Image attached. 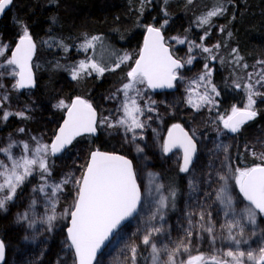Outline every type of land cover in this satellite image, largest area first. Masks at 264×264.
Returning <instances> with one entry per match:
<instances>
[{
  "label": "rangeland",
  "instance_id": "rangeland-1",
  "mask_svg": "<svg viewBox=\"0 0 264 264\" xmlns=\"http://www.w3.org/2000/svg\"><path fill=\"white\" fill-rule=\"evenodd\" d=\"M25 29H27L30 36L28 28L21 24L16 27V34L18 37L23 36ZM205 35L206 34H202L197 40L193 41H188L186 38L178 35L169 36V39L166 40V44L172 49L173 55L179 59L183 65L181 69L177 70V79L175 80L176 96H152L145 84H137L136 88L139 92L130 91L129 97H135L137 105L142 110V114L137 115L140 122L143 124V127L135 129L134 132L127 131L126 126L119 125L118 123L120 119H125L123 112V104L125 102V96L122 91L123 85H121L122 87L120 91L116 90L115 93H111L107 98H102L98 102L96 100L97 97H95L97 91L94 92L92 86H90L88 90H81L76 93H84L90 97V100H96L102 114L99 123L101 131L103 133H111V139L115 135L118 139L116 144L119 145L121 149H124L133 159L135 162L134 170L136 173V179L141 189V204L138 213L115 234L112 242L107 247L108 250L106 254L108 259H106V261L108 264H127L125 257L131 254L130 249L132 248L129 239L134 236L139 241L135 246L136 249L139 244L145 248L148 247L151 258V249L149 246L142 243V239L145 234L152 232L153 228L160 229L159 233L153 232L151 236L152 241L157 244L158 248H163L167 245L169 250H174L180 241H183L184 244L188 246L189 250L187 252L181 248L179 254L176 256L177 264L187 261L189 256L201 254L202 248H200V246L204 248L206 247V251L208 250V252L205 253L206 256L216 254L222 257L223 253L229 249L235 250V245L230 244L226 238L227 223L232 220L239 221L240 226H243L244 228L243 239L247 240V243H241L240 250L245 252L249 250L258 252L260 247H264V226L258 215H256V223L254 225L249 223L246 209L250 207V205L246 203L241 195L239 186L235 182L237 172L233 171L231 166L232 156L235 149L248 153L258 165H264V159H262V154H264V121L263 124H259L245 140L239 141L238 134L243 128L241 127L238 132L231 134V132L223 127V121L220 115L214 114L216 96L210 89V81L213 77V67L210 64L215 63V61L213 57H210L206 62L200 63V59L203 54L209 56L212 51L217 49V40L215 39V36L208 37ZM98 38L99 39L92 41L93 47L87 48V50L82 46L85 44L86 40H92V38H87L81 42V44H78L79 50L81 52L86 51L88 54L83 58H75L76 61L74 65L68 62H60L58 59L47 61L46 64H48L49 68L57 70L68 69L70 66H73L67 72L68 75L64 73L60 74L61 78L64 81L69 82L71 85H76L77 83H85L86 85L87 83L88 85L96 84L97 82L104 80L103 78H108L107 71H112L114 72L113 76L116 80L111 82L110 85L113 86L110 87V90L111 92H114V85H117V87L120 85L118 79H127V74L130 71L129 66L134 62V59L137 58L138 54H136V52H138L139 48L135 45L134 48H127V50L121 51L124 50V48H121L120 46V48L116 50V46L123 45V42L119 37L103 34L99 35ZM115 38L118 40L117 42L113 41ZM180 41H183V43ZM57 46L62 50L68 48L67 44L61 40H57ZM204 47L209 48L210 52H204ZM0 48L4 50V55L0 56V64L5 65V67L0 68L1 75L8 70L6 61L7 59H10V51L7 52L6 43L3 42L0 43ZM129 50L133 52H130ZM35 51L37 53L35 52L34 55L33 68L36 76H43L45 75L46 68L45 60L41 57L45 53L48 54V44L41 42V45L35 48ZM125 57H127V59H124ZM188 60H191V63H188ZM81 61L86 64L97 63L101 67H105L109 70H106L103 74H99L89 69L87 72L81 73L77 79H73L72 72L79 67ZM258 61H264V57L253 62L250 65V69L246 71L245 74H241L239 77L233 79L234 83L232 88L236 89L240 94L238 96V101L241 107L235 105L234 107L237 109L243 110L248 103L246 85L251 84L254 91H259L261 93V95L253 97L255 100V104L253 105L254 110L257 101L264 99V83H256L260 80V76L256 75V73L264 74V63H258ZM117 63H119V67H115ZM205 65H207V68ZM120 67L125 68V71L127 69L129 70L126 71L125 77L124 70H121L119 73ZM209 71L211 72L210 76L207 74ZM249 74H252L251 79H249ZM202 76L204 77L203 80L200 79ZM14 85L12 87L13 89L9 92L16 90ZM237 85H239V87H237ZM38 89L39 87L36 88V90ZM34 91L30 93L33 95L38 93H34ZM107 92L109 91L106 90L105 94ZM205 94H207L211 102L201 100V97L205 96ZM41 99H37V103ZM108 100L110 102L112 101L113 106L115 107L112 108L110 105V109L107 110L106 107L109 106V104L106 105V101ZM189 100H191L192 103H189ZM61 101H63L64 104L66 103L67 100L65 96L57 97L56 101H54L53 107L50 106V110L60 111L62 107H59L58 105H60ZM18 103H20L19 100ZM37 103L36 101L28 102L25 105L24 110L21 108L19 111L12 110L14 111L13 114L15 113L16 115L17 124H26L29 121H37L38 118L34 111V106H36ZM128 103L130 104V100ZM193 105H198L199 107H194ZM11 108H18L17 104H11L7 98H1L0 96L1 113L9 114ZM149 109H151V111H149ZM19 113H23V116L19 115ZM231 115L232 110L224 117V119H227ZM102 121H104V123H102ZM166 121L183 122L198 147L197 155L191 167L186 172L181 171L183 174L182 177L184 178V184L180 198H176L175 195L173 197L168 183L159 175L157 176L154 174L152 176L153 180L156 181V187L148 186L145 183L146 177H149V170L146 171V165L140 160V158H143V154L138 151L140 147L153 145L157 150V153L163 158L160 141L163 138ZM19 127H23V125H20ZM19 127H17V129ZM50 130L51 128L48 125L45 126L39 135L34 137L35 142H33V144H28L30 150L28 152L29 156L31 155V150H34L38 143L49 146L48 154L46 156L47 164L49 159L53 157L50 149L51 139H53L51 135L53 134H51ZM113 131H117V133L113 135ZM133 137L135 138L133 139ZM10 144L15 145V147L11 149L13 157L19 158L25 154L23 150V145L26 144L25 141L23 142L22 140L17 139V137H14V140L11 141ZM8 146L9 144L5 148ZM109 148L112 147L109 146ZM66 151L67 152H65L64 155H66L67 161L71 162L69 163L70 174H66L67 170H65L60 176L64 175L63 180L67 179L69 181L67 185L71 186L72 193L64 208L58 207L55 209V219L52 221L54 233H62L68 225L69 216L64 213L66 209H70L74 204L75 193L77 190V185L74 182L81 179L87 165L86 164L85 167H83V162L81 161V158L84 160V157L86 158L87 156L84 154V151L69 152L68 149ZM68 155H70V158ZM0 158L4 160L5 164L11 167L10 161L3 152H0ZM178 158L179 156L175 154L172 157V161L165 160V163H167V166L171 170H174L177 167L181 170V167L176 162L180 160H178ZM242 169L245 168H241V170ZM35 170H39L38 166L34 169L33 174L28 176L23 183L25 188L24 197L28 199L36 197L41 200L45 205V209L50 211L46 214L48 217L53 215L50 203L51 200L45 193V189L49 186H45L43 192L39 191V189L42 185H51V179L50 176H46L45 179H42L41 175L38 178L35 177ZM221 176L226 177V181L221 180ZM0 180L2 181V178H0ZM21 185L19 187H21ZM19 187L17 188V191ZM222 187L226 188V192L223 194L222 199L227 196H230L232 199L231 209L226 208L224 203H222V200L217 199V195L220 193ZM235 188H237L241 198L238 196ZM34 189L36 190L34 191ZM58 193L61 194L62 191ZM161 197L165 198L166 207L160 208L159 201ZM16 198L17 192L13 200L6 202V206L10 205V202L14 201ZM226 212L228 213L227 216L225 215ZM201 215H203V219H201ZM161 216L163 217L162 219ZM180 223H182V225ZM175 227L179 231L177 236L172 234ZM207 227L213 228L211 235L204 230ZM238 230V228H235L233 229V232L235 233ZM189 231L191 232V236L188 235ZM250 231L259 234L260 237L258 238L260 239V242H256L255 235L249 233ZM218 234L224 241L217 239L213 243L214 236ZM237 238L239 239L240 237ZM63 240L67 241L66 235H64ZM166 259L167 252H162L161 260ZM130 264H132V261ZM150 264H152V258Z\"/></svg>",
  "mask_w": 264,
  "mask_h": 264
},
{
  "label": "trees",
  "instance_id": "trees-1",
  "mask_svg": "<svg viewBox=\"0 0 264 264\" xmlns=\"http://www.w3.org/2000/svg\"><path fill=\"white\" fill-rule=\"evenodd\" d=\"M216 7H222L225 11L211 18L210 24L201 25L199 18ZM21 24L28 28L36 48L41 45V42L48 44V54L45 53L41 57L45 60L46 72L43 76L37 74L36 88L39 87V89H35L34 93L38 92L35 95L9 92L15 81L12 75L7 74L11 70L10 66H7L6 73L0 75L1 98L6 97L10 103H16L18 107L9 110L7 120L3 119L4 113L0 111V149L10 144L14 137L25 141L27 145L33 144L34 137L39 135L40 130L50 125L48 117L52 120L57 119L58 116L61 117L60 112L50 110V102L56 101L57 97L65 96L68 101L74 94L92 103L88 95L76 93L88 90L92 86L93 91H97L95 97L98 98L106 90H110L113 86L110 85L111 82L116 80L112 71H107L108 78H103L104 80L96 84L71 85L64 81L60 74L68 75L67 72L73 66L57 70L49 68L46 64L47 61L58 59L60 62L74 65L75 58H83L88 54L86 51L81 52L78 48V44L87 38L103 34L114 35L123 42V45L116 46L115 49L118 50L120 46H124V50H127V48H134L135 45L140 46L141 35L150 25L161 29L165 41L172 35L184 37L188 41L197 40L200 34H206L205 36L208 37L215 36L219 47L209 56L203 54L200 63L206 62L210 57L214 58L215 63L210 64L213 67L210 89L216 88L214 114L220 115L221 118L227 116L235 105L241 107L238 101L240 94L232 88L233 79L245 74L253 62L264 57V0H192V3L188 0H14L11 9L0 20V43H6L7 52L18 38L16 27ZM57 40L65 42L68 48L66 50L59 48ZM113 41L118 40L115 38ZM237 57L241 59L237 60ZM244 65L247 67L245 68ZM217 92L219 95L216 94ZM176 93L175 91L173 94L162 96H176ZM37 99L41 100L37 103ZM35 101L37 105L34 106V111L37 121L17 124L16 115L12 110L19 111L20 108L24 110L28 102ZM255 110L258 115L252 122L242 127L243 130L238 134L239 141L245 140L259 124H263L264 99L257 101ZM170 123L172 122L168 121L165 128ZM20 125L23 127H19ZM87 138H83L81 145L93 149ZM109 145L112 147L110 149L127 155L123 150H119L120 147L116 141ZM81 148V151L85 150ZM235 150L231 162L233 171L258 165L248 153ZM71 151H74V147L69 149V152ZM138 151L143 154L140 160L146 165V171L149 170V177H146L145 183L156 187V181L152 176L159 175L168 183L171 191H174L176 198H180L184 178L179 167L171 170L165 163V160L170 161V159H163L153 145L140 147ZM69 163L71 162L67 161L66 155L49 159L47 165L51 172V185L63 184L64 175L60 176V174L65 170H67L66 174H70ZM86 163L85 161L83 167ZM34 175L38 178L41 172L35 170ZM62 187V193H57L55 197L51 196L50 186L45 189L47 197L55 202V209L64 208L72 193L71 186L67 183ZM235 190L237 191V188ZM24 194L23 184L17 191V198L4 209H0V239L5 245L2 264H75L68 241L63 240L66 235L65 230L62 233H54L53 222H49L46 215L50 211L45 209V205L38 198L28 199L24 197ZM237 194L240 196L238 191ZM25 214L27 219L22 218ZM257 215L264 226V219L260 214L257 213ZM178 232L175 227L172 234L177 236ZM249 233L255 235L256 242H260L257 232ZM214 238L224 241L219 234ZM129 243L135 247L139 241L134 236L129 239ZM107 247L95 264H108ZM200 248H202L201 254L208 252L206 247L200 246ZM125 258L126 263L130 264L131 254ZM150 261L148 247L145 248L139 244L136 264H150Z\"/></svg>",
  "mask_w": 264,
  "mask_h": 264
},
{
  "label": "snow or ice",
  "instance_id": "snow-or-ice-1",
  "mask_svg": "<svg viewBox=\"0 0 264 264\" xmlns=\"http://www.w3.org/2000/svg\"><path fill=\"white\" fill-rule=\"evenodd\" d=\"M188 2L192 3V0H188ZM11 4L12 0H0V14H3L5 9ZM224 11L225 9L222 7L213 8L206 15L200 17L199 22L201 25H208L211 18L221 15ZM148 33L149 36L145 40L139 59L135 61V67L127 74L129 82L125 83L122 89L125 96L123 104L125 119H120L118 123L119 125L126 126L127 131L132 132L135 129L143 127L137 115L142 114V110L137 105L135 97H129V92L136 91L138 93L137 84H146L148 88L152 89L172 88L174 86L173 81L177 79V70L183 67L181 62L174 59L164 46L163 37L159 29L149 27ZM97 39L99 38L93 37L92 40H86L82 47L85 50L93 47L92 41ZM180 42L183 43V41ZM216 47H219V45H216ZM34 50L35 44L32 42L27 29H25L15 51L11 53V58L6 61L7 65L11 66V70L7 74L18 78L14 85L17 89L34 86L30 64ZM203 51L210 52V49L204 47ZM2 55H4V50L0 48V56ZM124 59H127V57ZM239 59L241 58L237 57V60ZM188 63H191V60H188ZM258 63H264V61H258ZM3 67L5 65L0 64V68ZM115 67H119V63ZM205 67L207 68V65ZM244 67L246 68L247 65H244ZM89 69L99 74H103L106 70H109L97 63L86 64L81 61L79 67L73 70L72 78L77 79L81 73L87 72ZM207 74L210 76L211 72L209 71ZM251 75L249 74V79H251ZM256 75L260 76V80L256 83H264V74L256 73ZM200 79L203 80L204 77L202 76ZM246 89L248 103L245 108L240 110L234 107L231 116L227 119L221 118L223 127L229 132H238L243 123L255 118L257 115L253 109V105L255 104L253 97L261 95V93L254 91L251 84L246 85ZM212 92H216L215 87L212 88ZM216 94L219 95L218 92ZM129 100L130 104L128 103ZM201 100L211 102L207 94L201 97ZM189 103H192V101L189 100ZM58 106L67 109V119H65L55 140L50 145L52 155L60 152L66 145L71 144L75 137L84 133L94 134L97 124L96 112L92 108V105L79 97L70 106L65 105L63 101ZM193 106L199 107L198 105ZM8 115V113H5L3 119L7 120ZM19 115L23 116V113H19ZM174 128L179 129L180 135L174 136L170 131L169 139L164 144V151L168 152L172 147L176 146L183 148L184 165L181 171L186 172L196 146L179 125H174ZM13 147H15L14 144H9L7 148L0 149V152H3L11 163V167H9L0 160V178H2V181H0V209L5 208L6 202L13 200L17 188L24 183L28 176L33 174L37 166L41 172L42 179L51 175L46 162L48 145L38 143L37 147L31 150V155L29 156V146L25 144L23 145L25 154L19 158L13 157L11 153ZM262 159H264V154H262ZM236 172L235 182L239 186L243 197L250 205L246 209L247 219L249 223L254 225L256 223L257 211L260 214H264V165H256L242 170L237 169ZM221 180L226 181V177L221 176ZM68 182L65 179L62 183L66 184ZM74 183L77 185L74 204L70 209H66L64 213L70 217L71 223V227L67 230L68 240L70 241V247L75 250L76 264H93L96 260L97 252L109 240L121 222L136 212L137 206L140 203V190L136 182V173L133 170L131 160L120 155L99 150L93 151L90 154L81 179L76 180ZM45 186L51 187L52 197H55L58 192L63 190L62 184H53L42 185L39 191L43 192ZM225 192L226 188L222 187L220 193L217 195V199L222 200L225 207L231 209V197L227 196L222 199ZM172 195L174 197V191ZM50 203L53 215L47 217L49 222L55 219V202L50 201ZM159 204L160 208L166 207L164 197H161ZM225 215L227 216L228 213L226 212ZM22 218L27 219V214ZM201 219H203V215H201ZM235 228L239 230L234 233L233 229ZM204 230L210 235L213 232L212 227H207ZM153 232L159 233L160 229L153 228L152 232L145 234L142 239V243L151 249L152 264H177L176 256L179 254L181 248L185 252L189 250L183 241H180L174 250H169L167 245L163 248H158L157 244L151 239ZM188 235L191 236L190 231ZM237 237L240 238L238 239ZM243 237L244 228L240 226L239 221H229L227 223L226 238L230 244L235 245V250L229 249L223 253L222 257L216 254L189 256L187 261L181 262V264H264V247H260L258 252L252 250L247 252L242 251L240 250L241 243H247V240H244ZM214 242L215 238H213ZM4 251L5 245L0 241V262L4 260ZM130 251L132 264H136V247H132ZM162 252H167L166 260H161Z\"/></svg>",
  "mask_w": 264,
  "mask_h": 264
},
{
  "label": "flooded vegetation",
  "instance_id": "flooded-vegetation-1",
  "mask_svg": "<svg viewBox=\"0 0 264 264\" xmlns=\"http://www.w3.org/2000/svg\"><path fill=\"white\" fill-rule=\"evenodd\" d=\"M144 32H145V30H144ZM144 32L142 33V35H141V38H140V40H141V44H142V41H143V36H144ZM19 38V37H18ZM17 38V39H18ZM16 39V40H17ZM165 39V38H164ZM16 40H15V42H16ZM165 43H166V41H165ZM141 44H140V46H137L138 48H139V50H138V52H136V54H138L139 55V51H140V48H141ZM14 45H15V43L12 45V47L10 48V54H11V52H12V49H13V47H14ZM124 46H122L121 48H123ZM170 50H171V54L173 55V51H172V49L170 48ZM121 51H125V50H121ZM130 52H133V51H130ZM138 55H137V57H138ZM174 56V55H173ZM175 57V56H174ZM176 58V57H175ZM137 59V58H136ZM136 59H134V62L129 66V70H131L132 69V67H133V65H134V63H135V61H136ZM177 59V58H176ZM177 60H179V59H177ZM180 61V60H179ZM181 62V61H180ZM181 64H182V62H181ZM33 68V67H32ZM121 70H124V77L126 76V71L128 70H126L125 71V68H123V67H120L119 68V73L121 72ZM128 70V71H129ZM33 71H34V73H35V70H34V68H33ZM35 77H36V82H37V76H36V73H35ZM123 77V78H124ZM14 79H15V81H14V83H16V77H14ZM119 81V86L117 87V85H114V88H113V91L114 92H111V90H109V92H107L106 94L104 93L103 95H101L100 97H98L96 100H97V102L99 101V100H101L102 98H107L108 97V95H110L111 93H115V91L116 90H118V91H120L121 90V85H123L124 86V84L125 83H128L129 82V80H128V77H127V79H125V80H121V79H118ZM117 82V83H118ZM14 83H13V85H14ZM116 83V84H117ZM174 84H175V82H174ZM146 85V84H145ZM37 87V86H36ZM146 88H147V86H146ZM13 88H11V90H12ZM36 89V88H35ZM35 89H33V90H30V91H20V90H18L17 88H16V90L15 91H12V92H17V93H26V95L27 94H30V92H32V91H34ZM148 89V88H147ZM149 90V89H148ZM176 91V87H175V89L173 90V91H171V92H161V93H152V92H150L151 94H152V96H158V95H170V94H173L174 92ZM32 94V93H31ZM77 97H79V98H81V99H83V100H85V101H87L86 99H84V98H82V97H80V96H75L74 94L72 95V97H71V99L70 100H68V101H66V103H65V105H69L70 106V104H71V102H72V100L73 99H75V98H77ZM96 100L94 101H92V103L91 102H89V101H87L89 104H91L95 109H96V112H97V114H98V117H97V124H96V129H97V135L96 136H91V135H88V136H84V137H88L87 138V140L89 139L90 140V142H91V146L93 147V149H90L91 147H88V148H86V147H83L82 145H81V142L83 141V138L84 137H80V138H77L76 140H75V142L74 143H72L71 144V146L68 148V151H69V149L71 148V147H74V151H79L80 150V148L81 149H85L84 150V154L85 155H87L86 156V158L84 157V160L81 158V161L83 162V164H84V161L86 160V162H88V159H89V154L92 152V151H95V150H100V151H106V152H111V153H117V154H120V153H118V150H115V149H110L109 148V144L111 143V142H113V141H117L118 139L116 138V136L114 135V134H116L117 133V131H113V135H114V137H112V139H111V133H103L102 131H101V129H100V125H99V123H100V118H101V116H102V114H101V110L99 109V106L97 105V102H96ZM12 104V103H11ZM53 104H54V102H50V106H52L53 107ZM109 104V106H107L106 107V109L108 110V109H110V105H111V107L112 108H114L115 106H113V102L111 101H106V105H108ZM66 108H62L60 111L58 110H56L57 112H60L61 113V117L60 116H58L57 117V119H53L52 120V122H51V118L50 117H48L47 118V120L50 122V125H49V127L51 128V130H50V132H51V134H53V135H51L52 136V138L54 137V135H55V132H56V129L58 128V126H59V124L61 123V121H62V118H63V116H64V113L66 112ZM106 110V111H107ZM168 121H166V123H167ZM169 122H171V121H169ZM165 123V124H166ZM175 124H179V125H181L188 133H189V131L186 129V127H185V125H184V123L182 122V123H180V122H178V121H172V123H170L169 125H168V127L167 128H165L164 127V135H163V138L161 139V141H160V146H161V149H162V152H161V154L163 155V158L164 159H170V161H172V157H173V155H178L179 156V158H178V160L179 161H176L178 164H179V166L182 168V166H181V158H182V155H181V152H179V151H176V152H173L170 156H165L164 155V138H165V135H166V133H167V131H168V129L171 127V126H173V125H175ZM166 126V125H165ZM40 131H42V129L40 130ZM104 134H105V136H104ZM191 136V135H190ZM192 137V136H191ZM192 139H193V137H192ZM52 140L53 139H51V142H52ZM106 140V141H105ZM194 140V139H193ZM194 142H195V140H194ZM195 144H196V142H195ZM196 146H197V144H196ZM119 150H123L125 153H127L124 149H119ZM197 151H198V147H197ZM65 152H67V151H65ZM65 152H63L62 154H60V155H57V156H53L54 158H57V157H60V156H63L64 155V153ZM122 155V154H121ZM196 155H197V152H196ZM196 155H195V157H196ZM74 156H76V155H74ZM124 156H126V157H128V158H130L131 159V157L127 154V155H124ZM68 157L70 158V155H68ZM132 160V162H133V166L135 167V162L133 161V159H131ZM195 160V159H194ZM87 164V163H86Z\"/></svg>",
  "mask_w": 264,
  "mask_h": 264
},
{
  "label": "water",
  "instance_id": "water-1",
  "mask_svg": "<svg viewBox=\"0 0 264 264\" xmlns=\"http://www.w3.org/2000/svg\"><path fill=\"white\" fill-rule=\"evenodd\" d=\"M12 1H13V0H12ZM10 7H11V5H10L7 9H5V11H4L3 14H0V20L3 18L4 14L9 10ZM149 27L157 28V27H154V26H152V25H151V26H148V27L146 28V30H145V32H144V36H143L142 45H141V48H140V51H139V55H140L141 51H142L143 48H144V44H145V40H146V38H148V36H149V33H148V28H149ZM157 29H159V28H157ZM159 30H160V29H159ZM160 34H161V36L163 37V43H164V46L168 49L169 53L171 54L170 47L165 43V41H164V36H163L161 30H160ZM20 38H21V37H20ZM20 38L15 42V45H14V47H13V49H12V52L15 51L16 46L19 44ZM32 42L34 43L33 39H32ZM12 52H11V53H12ZM34 53H35V50H34ZM34 53H33V55H32V59H31V61H30V64H31V70H32V76H33V81H34V86H33V87L24 88V89H18V90H20V91H30V90L35 89L36 86H37L35 73H34L33 68H32V60H33V58H34ZM139 55H138L137 59H139ZM171 55H172V54H171ZM172 57H173V55H172ZM10 58H11V54H10ZM173 58H174V57H173ZM137 59H136V60H137ZM174 59H176V58H174ZM133 67H135V63H134V65H133ZM133 67H132V68H133ZM181 68H182V67H181ZM181 68H180V69H181ZM178 70H179V69H178ZM16 79H18V78L16 77ZM174 82H175V81H173V84H174ZM146 86H147V85H146ZM147 88H148V87H147ZM148 89H149V91L152 92V93L171 92V91H173V90L175 89V84H174V86H173L172 88L164 87V88H155V89L148 88ZM75 99H76V98H75ZM75 99H73L72 102H73ZM72 102H71V104H72ZM71 104H70V105H71ZM92 108H93V109L95 110V112H96V109H95L93 106H92ZM97 117H98V114H97V112H96V119H97ZM65 119H67V110H66V112L64 113V116H63V118H62L61 123L59 124L58 128L56 129V132H55V135H54V137H53L52 142L55 140L56 135L59 133V129L63 126ZM252 120H253V119L246 121V122L243 123L241 126H244V125L249 124ZM175 125H179V124H175ZM179 126H180L181 129H183V131H184L185 133H187L188 137H190V138L192 139V137L190 136V134H189V133H188V132H187V131L181 126V125H179ZM170 131L173 133L174 136H175V135H180L179 129L174 128V125L171 126V127L168 129V131H167V133H166V135H165V138H164V144H165V142L168 141V139H169V132H170ZM97 133H98V132H97V129H96V132H95L94 134L84 133V134H82V135H80V136L75 137V139H73L72 143H74L75 140H76L77 138H80V137H83V136H88V135L96 136ZM231 134H235V133L231 132ZM192 141H193V143L195 144V142H194L193 139H192ZM52 142H51V143H52ZM72 143H71V144H72ZM71 144L66 145L64 149H62L60 152L56 153L54 156L60 155V154H62L63 152H65V151L71 146ZM164 144H163V145H164ZM195 146H196V144H195ZM95 151H97V150H95ZM99 151H100V150H99ZM176 151L181 152V155H182V158H181V166L183 167V165H184V149H183V148H181V147H179V146L172 147L170 151H168V152H165V151H164V155H165V156H170L173 152H176ZM92 152H93V151H92ZM92 152H91V153H92ZM101 152H106V151H101ZM196 152H197V146H196V150H195V152H194L193 155H192L191 162H190V164L188 165V169L191 167V165H192L193 162H194ZM91 153H90V154H91ZM106 153L115 154V155H120V156L125 157V158L128 159V160H131L130 158H128V157H126V156H124V155H121V154L111 153V152H106ZM90 154H89V157H90ZM88 160H89V159H88ZM131 161H132V160H131ZM87 163H88V162H87ZM132 165H133V162H132ZM85 168H86V167H85ZM133 170H134V166H133ZM84 171H85V170H84ZM134 171H135V170H134ZM83 173H84V172H83ZM136 182H137V185H138L139 190H140V203H139L138 206H137V210H136V212L133 213V215H132L131 217H129V218H127L126 220H124V221L121 222L120 226H119V227L113 232V234L110 236L109 240L106 241L105 244L101 247V249L97 252V254H96V260L93 262V264L96 263L98 257L102 254V252L106 249V247H107V246L109 245V243L112 241V239L114 238L115 234H116V233H117V232H118V231H119V230H120V229H121L126 223H128L131 219H133V218L136 216V214L138 213V210H139V207H140V204H141V189H140V186H139V183H138L137 179H136ZM241 195H242V197H243V194H242V193H241ZM243 199H244V200L246 201V203L249 205V202H248L244 197H243ZM257 213L260 214L258 211H257ZM260 215H261L262 218L264 219V214H260ZM69 227H71L70 217H69V220H68V225H67V227H66V229H65L66 238H67L68 244H69V246H70V241L68 240V231H67ZM0 241H1V240H0ZM70 248H71V247H70ZM71 250H72V253H73V255H74L75 264H76L75 250H74L73 248H71ZM4 255H5V251H4ZM3 261H4V260H3ZM3 261L0 262V264H2Z\"/></svg>",
  "mask_w": 264,
  "mask_h": 264
},
{
  "label": "bare ground",
  "instance_id": "bare-ground-1",
  "mask_svg": "<svg viewBox=\"0 0 264 264\" xmlns=\"http://www.w3.org/2000/svg\"><path fill=\"white\" fill-rule=\"evenodd\" d=\"M202 34H200V36H201ZM14 130V129H13ZM162 135V134H161ZM164 135V134H163ZM104 136H105V134H104ZM106 141V140H105ZM235 205V204H234ZM234 205H233V207H234ZM1 240V239H0Z\"/></svg>",
  "mask_w": 264,
  "mask_h": 264
}]
</instances>
